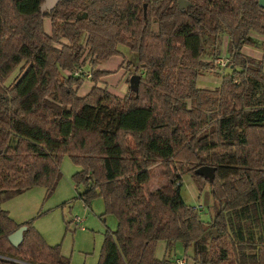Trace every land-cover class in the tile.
Returning <instances> with one entry per match:
<instances>
[{
    "label": "trees",
    "instance_id": "obj_1",
    "mask_svg": "<svg viewBox=\"0 0 264 264\" xmlns=\"http://www.w3.org/2000/svg\"><path fill=\"white\" fill-rule=\"evenodd\" d=\"M44 1L0 0V204L36 185L51 193L68 155L80 167L72 176L84 187L79 196L100 195L117 218L98 264H168L155 257L159 241H179L205 264H264V65L241 52L255 42L250 32L264 38L258 0H187L184 8L178 0H59L42 12ZM222 32L230 72L199 88L206 43ZM118 45L136 54L126 67L139 73L137 92L94 86L79 95L78 63L96 67ZM104 73L92 69L90 78ZM159 163L168 181L152 190ZM202 166L214 168L211 180L195 172ZM186 172L200 191L209 187V222L181 197ZM21 226L15 247L8 236ZM0 255V264H69L1 206Z\"/></svg>",
    "mask_w": 264,
    "mask_h": 264
},
{
    "label": "rangeland",
    "instance_id": "obj_2",
    "mask_svg": "<svg viewBox=\"0 0 264 264\" xmlns=\"http://www.w3.org/2000/svg\"><path fill=\"white\" fill-rule=\"evenodd\" d=\"M47 10L49 9L42 8V12ZM143 13L145 15V9H143ZM50 21L49 17L43 18L44 29L48 33L51 32ZM153 25V29H156L155 23ZM226 34V32L220 33L216 43L211 41L206 43V52L202 61L207 66L197 77V87L215 88L221 84L222 77L230 72L229 65H226L230 59ZM250 34L254 37L255 42L252 45L243 46L241 52L262 61L264 65V38L256 32H250ZM85 39L86 34H83L81 39L83 44ZM61 42L67 43V40L62 38ZM56 46L61 47L59 44ZM117 49L119 54L113 55L96 67H91L88 58L78 63L84 67L85 72L95 68L105 71L97 81L83 73L77 90L79 95H87L94 86L106 88L112 93L114 91L119 96L127 92L130 87V76L139 75V73L127 70L126 62L130 59L137 61L136 54L131 53L129 48L124 45H118ZM87 50L88 47H85V53ZM209 52H213V55ZM19 70L18 66L5 79L4 84L11 85L19 75ZM64 73L62 75L66 74ZM76 86L77 84H74L72 87ZM59 168L61 177L51 193L47 192L45 186L36 185L2 201L0 206L8 212L15 223L21 224L30 221L46 244L59 246L62 256L68 259L69 264H98L105 233L108 229L114 231L117 228V218L113 214L105 212L104 200L100 195H94L88 203H85L79 196L84 187L82 184H76L72 176L80 167L68 155L62 156ZM165 170L166 168L161 163L152 167L149 184L152 190L160 189L168 181L164 173ZM180 180V194L185 204L195 208L201 220L209 222L215 215V202L210 195L209 187L206 186L203 191H200L188 172L182 174ZM76 219L78 221H75ZM214 229L212 228V232ZM213 233L217 236V229ZM223 240L229 247L228 241ZM168 244L164 241L157 242L155 256L163 257L165 255L164 259L171 264L177 258H185L184 264H205L194 256L192 248L185 249L179 241Z\"/></svg>",
    "mask_w": 264,
    "mask_h": 264
},
{
    "label": "water",
    "instance_id": "obj_3",
    "mask_svg": "<svg viewBox=\"0 0 264 264\" xmlns=\"http://www.w3.org/2000/svg\"><path fill=\"white\" fill-rule=\"evenodd\" d=\"M56 2H57V0H45L44 3L42 4L41 8H45L47 5L50 8H52ZM188 4H190V2L187 0H178L179 8H182L184 5H188ZM258 5L262 8H264V0H258ZM143 9H145V4L143 6ZM139 78H140V76L137 74H134V75L130 76V78H129L130 88L136 92L138 90ZM195 172L197 174H201L204 177H207L209 180H211L213 177L214 168L210 167V166H202V167L198 168ZM25 228H26L25 226H21L15 232H13L12 234H10L8 236V239L13 246L16 247L21 242L22 237H23V231L25 230ZM214 231H215V229L213 230V232Z\"/></svg>",
    "mask_w": 264,
    "mask_h": 264
},
{
    "label": "built area",
    "instance_id": "obj_4",
    "mask_svg": "<svg viewBox=\"0 0 264 264\" xmlns=\"http://www.w3.org/2000/svg\"><path fill=\"white\" fill-rule=\"evenodd\" d=\"M83 73H86V75H87V77H90L91 76V70L90 71H88V72H85L84 71V67L83 66H78L75 70H74V76L75 77H80V78H82V74ZM85 75V76H86ZM84 76V77H85ZM195 209V208H194ZM75 221H78V219H76ZM0 257H4V256H2V255H0ZM185 263V258H177V259H175L174 260V263L173 264H184ZM169 264H171V263H169Z\"/></svg>",
    "mask_w": 264,
    "mask_h": 264
},
{
    "label": "crops",
    "instance_id": "obj_5",
    "mask_svg": "<svg viewBox=\"0 0 264 264\" xmlns=\"http://www.w3.org/2000/svg\"><path fill=\"white\" fill-rule=\"evenodd\" d=\"M105 65H106V64H105ZM103 70H104V69H103ZM109 91H110V90H109ZM111 91H113V90H111ZM113 93L115 94L114 91H113ZM117 95H118V94H117ZM164 256H165V255H164ZM164 256H163V257H156V256H155V257H156L158 260H163V259L165 258ZM161 258H163V259H161ZM169 263H171V262H169ZM169 263H168V264H169Z\"/></svg>",
    "mask_w": 264,
    "mask_h": 264
},
{
    "label": "flooded vegetation",
    "instance_id": "obj_6",
    "mask_svg": "<svg viewBox=\"0 0 264 264\" xmlns=\"http://www.w3.org/2000/svg\"><path fill=\"white\" fill-rule=\"evenodd\" d=\"M186 5H184L182 8H184ZM45 8L50 9V7L47 5Z\"/></svg>",
    "mask_w": 264,
    "mask_h": 264
}]
</instances>
